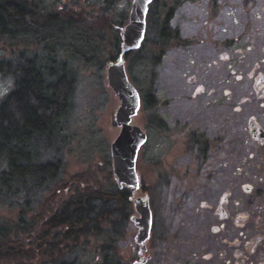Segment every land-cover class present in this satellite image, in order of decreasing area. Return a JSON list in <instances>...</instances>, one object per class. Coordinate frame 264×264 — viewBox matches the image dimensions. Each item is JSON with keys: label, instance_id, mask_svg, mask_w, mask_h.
I'll list each match as a JSON object with an SVG mask.
<instances>
[{"label": "rangeland", "instance_id": "374dc122", "mask_svg": "<svg viewBox=\"0 0 264 264\" xmlns=\"http://www.w3.org/2000/svg\"><path fill=\"white\" fill-rule=\"evenodd\" d=\"M132 3L133 0L46 3L53 11L85 12L98 17L104 14L109 25L105 30L97 28L103 27L102 23H94L96 28L84 23L86 33H81L91 37L92 43L85 39L72 41L71 31L65 27H48V32L43 33L52 38V49L61 44L69 46L66 58L65 54L61 56L73 64L69 71L76 80L70 111L60 119L58 138L53 143L55 148L61 144L66 166L63 181L68 185L60 196L62 200L80 189L91 187L114 193L120 188L111 153L121 129L115 121L120 103L108 85L107 69L119 58L120 30L129 23ZM76 50L81 55L74 62ZM15 53L17 47L0 45V60ZM125 68L142 100L131 124L148 137L138 155L140 188L132 199L147 200L153 218L162 217L165 226L164 218H170L164 230L174 231L176 221L167 208L170 200L177 197L179 186L192 179V175L188 178V169L196 164L189 154H196L198 149L221 174L215 182L208 183L211 191L206 197L218 203L226 185L233 194L230 201L234 212L245 211L250 218L264 216V144L251 136L249 129L252 121L264 129V0H158L147 16L143 48L126 57ZM13 87L14 78L0 73V103ZM196 135L197 144L191 142ZM54 149L45 155L58 156ZM198 157L197 168L202 169L203 158ZM48 197L31 210H23V203L4 208L0 218L17 221L21 214L31 222L41 214L59 211L60 205ZM131 203L130 216L140 217ZM102 226L88 238L64 243L54 259L52 254L37 252L32 259L22 260L24 263L13 264H53L52 260L64 257L74 264H104L105 253H109V264L132 262L138 232L134 222L122 225L123 239L115 237L113 227L114 235L106 237L107 227ZM72 246L76 249L69 253Z\"/></svg>", "mask_w": 264, "mask_h": 264}, {"label": "trees", "instance_id": "16d2710c", "mask_svg": "<svg viewBox=\"0 0 264 264\" xmlns=\"http://www.w3.org/2000/svg\"><path fill=\"white\" fill-rule=\"evenodd\" d=\"M47 2L0 0V45L18 48V53L0 60V73L14 78L13 90L0 103V210L18 207L20 203L23 210H31L47 195L60 205V210L41 214L31 222L21 214L17 221L0 218V264L24 263L22 260L32 259L37 252L52 254L54 259L64 243L88 238L94 230L101 231V225L107 227L106 237L114 235L113 227L115 237L123 239L122 225L131 224L128 188H117L113 193L90 187L71 191L65 200L60 198L68 185L63 181L66 166L61 158V144L55 148L53 143L58 138L60 119L70 111L76 80L69 71L73 64L61 56L65 54L66 58L69 46L61 44L54 50L52 38L43 33L48 32V27H65L71 31L72 41L85 39L92 43V38L84 34V23L92 28H96L94 23H102L103 27L97 28L105 30L109 25L104 14L98 17L85 12L53 11ZM94 51H90L92 55ZM80 55L76 50L72 60L75 62ZM51 148L58 156L45 155ZM117 219L118 224L113 222ZM72 248L69 253L76 249ZM108 255L105 253L104 264L110 263ZM52 263L74 264L65 257Z\"/></svg>", "mask_w": 264, "mask_h": 264}, {"label": "flooded vegetation", "instance_id": "af4514ba", "mask_svg": "<svg viewBox=\"0 0 264 264\" xmlns=\"http://www.w3.org/2000/svg\"><path fill=\"white\" fill-rule=\"evenodd\" d=\"M192 121L195 122L194 118ZM193 127H196L195 123ZM249 129L250 135L264 144V129L256 121ZM197 138V135L191 138V142L197 144ZM199 155L203 158L202 169L197 168ZM189 156L196 164L187 171L188 178L192 175V179L179 186L177 197L170 200L167 208L176 221L175 230L171 233L164 230V227L168 228L170 218H164L165 226L163 218L154 219L150 211L151 227L145 249L141 251V246L136 243L132 262L127 264H264V216L250 218L245 211L234 212L230 201L233 194L226 185L218 197L219 202L214 204L206 195L211 191L208 183L219 179V170L212 168L211 159L198 149L196 154ZM134 226L139 231L136 223Z\"/></svg>", "mask_w": 264, "mask_h": 264}, {"label": "water", "instance_id": "95a60500", "mask_svg": "<svg viewBox=\"0 0 264 264\" xmlns=\"http://www.w3.org/2000/svg\"><path fill=\"white\" fill-rule=\"evenodd\" d=\"M153 1L133 0L129 23L121 30L120 56L107 69L108 85L120 103L115 121L121 129L111 146L113 172L118 185L130 187L133 194L139 188V178L136 173L137 157L147 141V135L139 127L131 124L132 118L137 115L140 108V96L128 79L125 59L128 53L140 49L145 39L146 17L149 5ZM134 206L140 217H133L132 220L139 228L136 240L143 251L150 233L151 214L147 200L135 199Z\"/></svg>", "mask_w": 264, "mask_h": 264}]
</instances>
